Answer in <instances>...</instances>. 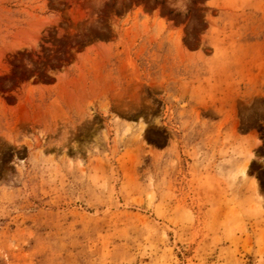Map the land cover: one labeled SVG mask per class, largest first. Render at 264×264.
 Returning a JSON list of instances; mask_svg holds the SVG:
<instances>
[{"label":"rangeland","instance_id":"obj_1","mask_svg":"<svg viewBox=\"0 0 264 264\" xmlns=\"http://www.w3.org/2000/svg\"><path fill=\"white\" fill-rule=\"evenodd\" d=\"M0 264H264V0H0Z\"/></svg>","mask_w":264,"mask_h":264}]
</instances>
